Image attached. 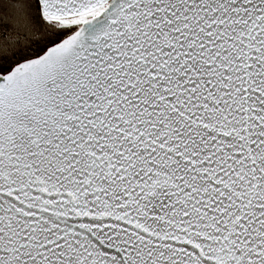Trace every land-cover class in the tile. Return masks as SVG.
Segmentation results:
<instances>
[{"label": "snow or ice", "instance_id": "snow-or-ice-1", "mask_svg": "<svg viewBox=\"0 0 264 264\" xmlns=\"http://www.w3.org/2000/svg\"><path fill=\"white\" fill-rule=\"evenodd\" d=\"M0 264H264V0H0Z\"/></svg>", "mask_w": 264, "mask_h": 264}]
</instances>
